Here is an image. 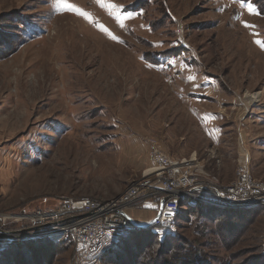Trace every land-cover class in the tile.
<instances>
[{
	"label": "rangeland",
	"instance_id": "rangeland-1",
	"mask_svg": "<svg viewBox=\"0 0 264 264\" xmlns=\"http://www.w3.org/2000/svg\"><path fill=\"white\" fill-rule=\"evenodd\" d=\"M67 3L0 0V264H264V205H183L171 234L133 236L139 261L106 256L122 230L96 253L45 236L91 219L70 200L124 197L159 153L195 158L209 197L245 155L264 184V0ZM147 209L122 212L143 225Z\"/></svg>",
	"mask_w": 264,
	"mask_h": 264
},
{
	"label": "built area",
	"instance_id": "built-area-1",
	"mask_svg": "<svg viewBox=\"0 0 264 264\" xmlns=\"http://www.w3.org/2000/svg\"><path fill=\"white\" fill-rule=\"evenodd\" d=\"M249 162V156L247 158L245 155L238 171V180L227 186L225 190H220L216 195L209 197L203 194L206 188L203 182L195 180L190 173V169L197 166L195 158L174 160L159 153L154 160L155 167L152 171L144 175L145 179L139 184L138 181L134 182L124 197L97 206L91 200H70L61 212H86L85 216L91 215L89 217L91 219L77 221L78 217H76L74 222L58 224L51 228L59 230L57 233H46L45 236L65 235L79 243L85 252L96 253L110 231L138 229L127 214L122 212L123 206L133 204V206H148L149 209L155 210L156 217L152 219L151 227L169 235L174 232L175 222L183 205L194 207L203 202L212 206L245 208L264 205V184L257 183L250 176ZM150 175L152 180L149 178Z\"/></svg>",
	"mask_w": 264,
	"mask_h": 264
},
{
	"label": "trees",
	"instance_id": "trees-1",
	"mask_svg": "<svg viewBox=\"0 0 264 264\" xmlns=\"http://www.w3.org/2000/svg\"><path fill=\"white\" fill-rule=\"evenodd\" d=\"M197 206H199V205H197ZM203 206H206V205H203ZM188 208H191L190 206L188 207ZM181 214V212L179 213V215ZM179 215H178V217H179ZM177 217V218H178ZM155 227H148V228H146V229H144V230H148L149 232H153V234H154V232H155ZM116 230V229H115ZM117 230H122V231H125V232H127V236L125 235V237L124 238H126V239H123V237L122 238H120V240H119V243H118V245H117V248L116 249H114V250H111L106 256H109V258H110V255H112V256H116V254H118V253H121V254H124L123 256L125 257V258H131V260H136V261H139L140 260V257L138 258V252H137V255L133 252V250L135 249V247L136 246H133V245H135L136 243H134V241L136 240V239H134L133 238V236L134 235H136V234H139V236L140 235H145L144 233H140V232H138V231H141V230H143V229H136V230H124V229H117ZM129 231H135L136 233H129ZM152 234V235H153ZM123 236V235H122ZM154 237V236H153ZM47 238H49V237H43L42 239H47ZM139 238V237H138ZM137 238V239H138ZM41 239V240H42ZM131 240V241H130ZM42 242V241H41ZM131 243H133V244H131ZM125 245V247H129V253H126L125 252V250H122V247ZM147 245V244H146ZM59 246V245H58ZM140 247V246H139ZM11 250H8V251H5V255H3V253H2V258H7L8 259V257L10 256V257H12V256H14V255H7V254H9V253H11L10 252ZM13 251H15V250H13ZM144 251V250H143ZM142 251V252H143ZM12 254V253H11ZM196 257H197V254H195V255H192L191 257H189V259H190V261L191 262H195V263H197V262H201V261H203V260H195L196 259ZM137 258V259H136Z\"/></svg>",
	"mask_w": 264,
	"mask_h": 264
},
{
	"label": "snow or ice",
	"instance_id": "snow-or-ice-1",
	"mask_svg": "<svg viewBox=\"0 0 264 264\" xmlns=\"http://www.w3.org/2000/svg\"><path fill=\"white\" fill-rule=\"evenodd\" d=\"M98 2H100V0H98ZM56 3H57V5H63L64 7H67L69 9H72V10H75V11H79V9H75V7L73 5L68 4L67 0H56ZM248 8H249L250 11L253 10L251 4L248 5ZM82 14L85 15V16L88 15L87 13H82ZM190 79H194V78L190 77Z\"/></svg>",
	"mask_w": 264,
	"mask_h": 264
},
{
	"label": "water",
	"instance_id": "water-1",
	"mask_svg": "<svg viewBox=\"0 0 264 264\" xmlns=\"http://www.w3.org/2000/svg\"><path fill=\"white\" fill-rule=\"evenodd\" d=\"M161 207H163V205H161ZM132 222L138 227V228H148V227H151L153 226V221H151L150 223H147V224H138L137 222L133 221Z\"/></svg>",
	"mask_w": 264,
	"mask_h": 264
},
{
	"label": "bare ground",
	"instance_id": "bare-ground-1",
	"mask_svg": "<svg viewBox=\"0 0 264 264\" xmlns=\"http://www.w3.org/2000/svg\"><path fill=\"white\" fill-rule=\"evenodd\" d=\"M57 226V225H56ZM59 230H57V229H50V230H47V231H45V233H51V234H53V233H57Z\"/></svg>",
	"mask_w": 264,
	"mask_h": 264
},
{
	"label": "crops",
	"instance_id": "crops-1",
	"mask_svg": "<svg viewBox=\"0 0 264 264\" xmlns=\"http://www.w3.org/2000/svg\"><path fill=\"white\" fill-rule=\"evenodd\" d=\"M153 209H147L145 212H149V211H152ZM152 212H154L155 213V211H152ZM153 217V216H152ZM139 221V223H147L148 221H140V220H138ZM150 221H152V220H150Z\"/></svg>",
	"mask_w": 264,
	"mask_h": 264
}]
</instances>
